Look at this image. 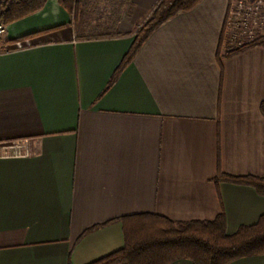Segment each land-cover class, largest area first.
<instances>
[{
  "label": "crops",
  "instance_id": "crops-1",
  "mask_svg": "<svg viewBox=\"0 0 264 264\" xmlns=\"http://www.w3.org/2000/svg\"><path fill=\"white\" fill-rule=\"evenodd\" d=\"M161 1L80 0L74 15L46 0L7 25L0 264H93L124 248L130 216L223 215L228 235L264 216L254 187L217 182L264 177V47L220 52L231 0H203L158 28L111 85ZM16 144L21 156L7 152Z\"/></svg>",
  "mask_w": 264,
  "mask_h": 264
},
{
  "label": "trees",
  "instance_id": "trees-1",
  "mask_svg": "<svg viewBox=\"0 0 264 264\" xmlns=\"http://www.w3.org/2000/svg\"><path fill=\"white\" fill-rule=\"evenodd\" d=\"M202 1L162 0L137 32L133 46L117 69L111 85L158 28L181 14L191 12ZM60 3L70 14L77 15L80 0H61ZM45 5L46 0H3L0 2V21L6 26L10 25L41 12ZM223 41L224 35L221 37L220 52ZM253 47H264V39L246 43L225 55ZM261 112L264 115V103L261 104ZM220 181L246 184L264 195V177L232 178L219 175L217 182ZM121 221L124 226V248L93 264H172L179 260H188L192 264H230L243 258L264 256V216L256 225L242 227L233 235L227 234L223 215L211 222H175L156 215L130 216Z\"/></svg>",
  "mask_w": 264,
  "mask_h": 264
},
{
  "label": "rangeland",
  "instance_id": "rangeland-1",
  "mask_svg": "<svg viewBox=\"0 0 264 264\" xmlns=\"http://www.w3.org/2000/svg\"><path fill=\"white\" fill-rule=\"evenodd\" d=\"M222 52L227 54L246 43L264 39V0H231ZM148 19L138 28L142 29ZM137 31V32H138ZM22 144L7 147L14 155L22 152Z\"/></svg>",
  "mask_w": 264,
  "mask_h": 264
},
{
  "label": "built area",
  "instance_id": "built-area-1",
  "mask_svg": "<svg viewBox=\"0 0 264 264\" xmlns=\"http://www.w3.org/2000/svg\"><path fill=\"white\" fill-rule=\"evenodd\" d=\"M230 11V10H229ZM230 14V12H229ZM6 25L0 21V38H2L4 35H5V32H6ZM27 44L26 43H22L21 41L19 42H16L15 44V48L17 49H22L26 46ZM15 156H21V152L20 153H16L14 154Z\"/></svg>",
  "mask_w": 264,
  "mask_h": 264
}]
</instances>
